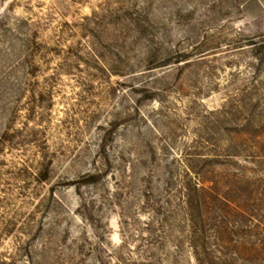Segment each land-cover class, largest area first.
<instances>
[{"label": "rangeland", "instance_id": "1", "mask_svg": "<svg viewBox=\"0 0 264 264\" xmlns=\"http://www.w3.org/2000/svg\"><path fill=\"white\" fill-rule=\"evenodd\" d=\"M0 264H264V0H0Z\"/></svg>", "mask_w": 264, "mask_h": 264}]
</instances>
